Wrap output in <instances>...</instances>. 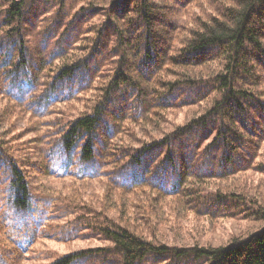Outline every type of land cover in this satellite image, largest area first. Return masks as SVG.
Instances as JSON below:
<instances>
[{"label":"trees","instance_id":"1","mask_svg":"<svg viewBox=\"0 0 264 264\" xmlns=\"http://www.w3.org/2000/svg\"><path fill=\"white\" fill-rule=\"evenodd\" d=\"M204 2L213 5L211 11L204 9ZM65 4L12 0L0 19V97L41 117L53 104L91 90L92 82L102 79L100 87H93L95 103L88 114L74 117L59 129L60 138L46 144L38 171L55 177H99L100 160L108 157L120 122L137 125L181 107H196L194 115L128 155L112 175L115 188L128 192L151 182L150 169L162 154L150 185L162 195L179 191L195 200L186 182L190 174L195 176L192 186L194 181L225 180L248 169L264 140V0H85L62 28ZM46 6L57 7V16L46 24L45 39L27 44V24ZM180 14L195 16L184 33L176 22ZM97 17L98 26L79 28V20ZM84 29L93 32V46L73 60L68 53L80 50L73 45L84 37ZM50 37L55 46L51 62L41 55ZM57 59L62 63L53 78L42 81L40 72ZM1 141L5 187H0V223L7 227L8 244L20 255L41 235L51 198L33 192L29 179L36 170L28 172L19 161H10ZM157 179H166L170 188L164 182L156 185ZM224 192H213L214 200L221 202ZM252 217L264 222V208L257 207ZM93 225L111 244L114 264H264V224L227 245L192 248L158 244L112 221L87 227ZM64 228L57 237L75 236L73 229ZM6 249L0 248L4 259ZM100 251L79 250L51 264H90ZM107 257L102 256L103 264L110 261ZM5 261L19 264L16 259Z\"/></svg>","mask_w":264,"mask_h":264},{"label":"rangeland","instance_id":"2","mask_svg":"<svg viewBox=\"0 0 264 264\" xmlns=\"http://www.w3.org/2000/svg\"><path fill=\"white\" fill-rule=\"evenodd\" d=\"M11 1L0 0V19ZM84 2L85 0H66V11L61 15L60 27L62 23L69 21L70 16L83 6ZM204 4L206 5L204 9L208 12L212 10L211 3L204 2ZM195 10L192 7L190 12ZM56 12L57 7L46 6L37 14L32 24H27L25 29L28 34V39L25 41L27 44L29 42L33 44L36 39L42 37L45 39L43 30L45 33L46 24L53 16H57ZM186 17L187 15L183 16V14L177 17L180 33H184L192 25L191 19L195 16L193 14L188 19ZM79 22V28L82 30L99 24L101 19L97 17ZM85 30L80 33L84 37L73 45L80 50L68 53L73 60L86 54L85 48L89 50L93 46L94 34L91 32L89 35ZM96 37L95 33V41ZM53 42L50 37L42 48L45 51L41 54L50 62L51 53L55 49ZM36 52L39 54L38 49ZM61 63L57 59L51 66H46L45 71L40 72L41 80L49 82ZM101 84L102 79L92 82L91 90L85 89L66 102L53 104L49 114L41 117L29 113L22 105L12 102L7 97H0V138L7 154H10V161H19L28 172L30 168H34L33 170L38 173L34 171L29 179L33 192L40 197L51 198V204L48 206L49 217L41 235L20 255L8 244L7 227L6 225L3 227L0 223V248L2 250L7 248L5 251L9 252L4 259L3 252L0 251L3 258L0 259V264H7L5 260L11 262L12 259L18 260L19 264H51L63 255L95 248L102 251L96 252L98 257L91 260L90 264L92 262L103 264L101 261L104 254H107L108 260L113 258L108 252L112 246L96 232L95 225L88 228L87 224L92 226L95 223L105 224L112 221L130 227L133 232L147 240L175 248L224 246L233 239L247 236L264 224L256 217H252L257 207L264 208V140L259 143L256 156L251 160L248 169L232 173L228 179L194 181L191 186L190 183L195 176L190 174L186 182L188 188H193L192 193L196 194L195 200L179 191L175 195H170L169 192H164L165 194L162 195L154 191L155 187L150 186L155 183L151 173L156 172L155 167L164 159L163 154L150 169L151 182L137 186L135 189L130 188L128 192L115 188L112 175L126 164L127 156L144 144L161 139L175 126L185 123L194 115L196 107L166 110L161 113L162 115H153L147 122L138 121L137 125L128 120L120 122L116 139L108 146L110 151L108 157L100 160L101 176L99 177L82 179L74 178L72 175L55 177L38 171L37 162L44 163L46 144L60 138L59 129L65 128L66 123L74 117L89 112V108L95 103L93 87L98 88ZM122 151L124 153L120 155ZM1 169L4 174L5 164ZM170 171L168 169L165 176H168ZM157 182L156 185L164 182L165 188H170L166 179H157ZM0 183V187L4 189L5 185L1 177ZM159 189L161 188H158V192H161ZM216 190L226 193L221 202L213 198V192ZM64 226L68 229H73V226L79 227L73 229V234L76 233L74 237L63 240L57 235L65 229ZM112 262L113 260H110L105 264H114Z\"/></svg>","mask_w":264,"mask_h":264}]
</instances>
